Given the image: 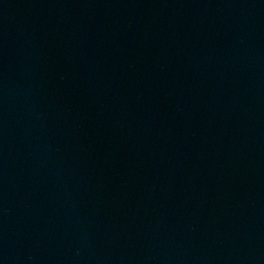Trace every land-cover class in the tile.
<instances>
[{"label":"water","instance_id":"water-1","mask_svg":"<svg viewBox=\"0 0 264 264\" xmlns=\"http://www.w3.org/2000/svg\"><path fill=\"white\" fill-rule=\"evenodd\" d=\"M0 264H264V0H0Z\"/></svg>","mask_w":264,"mask_h":264}]
</instances>
